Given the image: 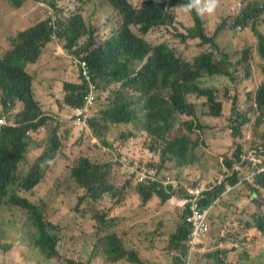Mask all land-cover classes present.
I'll return each mask as SVG.
<instances>
[{"label": "trees", "instance_id": "1", "mask_svg": "<svg viewBox=\"0 0 264 264\" xmlns=\"http://www.w3.org/2000/svg\"><path fill=\"white\" fill-rule=\"evenodd\" d=\"M6 1L15 9H20L25 3V0ZM92 1L74 0V7L70 9L72 11L68 15H63L65 9H58L60 15L56 17L50 10L47 19L26 29L17 30L9 37V44L2 50L0 58V117L11 114L15 119V124L0 128V200L9 197V204L17 208L21 216L27 217L35 230L34 244L41 251L40 255L50 261L60 260L57 250L59 236L55 227L46 221L42 206L13 191L14 187L23 190L24 193L33 190L43 179L47 166L52 164L44 162L47 160L53 162L61 150L59 129L54 127L50 131L48 146L44 150L41 147L37 149L41 155L37 157L29 172L23 177L18 176V166L25 159L26 151L33 142L27 131L36 133L50 121V115L42 111V104L35 99L32 85L36 78L26 69V64L37 63L42 50L52 41L55 43L63 41V49L77 59L79 70L83 62L88 65L92 84L98 90L83 130L86 129L88 133L90 129L97 139L118 126H129L124 134L125 139L136 137L134 132L141 131L137 137L146 134L151 142L149 152L159 157L158 174L165 167V170H168V163H172L171 157L177 155L178 168L189 166L193 168L194 165L200 168V164L210 162L204 150L210 137L206 138L203 146V137L193 136V132L200 131L202 126L209 128L214 124L211 120L223 118L224 100L220 97L217 86L203 87L200 80L203 77L212 81L231 77L229 54L225 51L219 55L222 49L221 39L216 38L220 29H215L211 35L207 34L205 29L206 22L212 14L198 16L195 11L190 15L180 13L179 6L187 4L188 0H139L138 4L132 0H106L109 5H103L104 0H97L99 7L105 6L103 11L107 16L110 8L119 12L121 16V23L110 30L103 42L97 41L96 28L85 23L83 19L84 6ZM56 2L51 0L49 7L56 10ZM245 8V12H228L229 19L235 20V27L244 26L251 19L258 24L260 17L262 20L260 24L264 23V3L252 5L247 0ZM52 21L54 26L49 24ZM133 27L138 28L140 35L133 31ZM153 29H158L161 35L174 33V40L160 41L158 45L152 46L148 40L150 36L146 35ZM250 30L256 44L244 49L238 61L240 66L249 65L256 53L264 63V28L259 29V25H253L250 26ZM191 47H195L196 51L193 55H188L190 52L188 49ZM253 50H256V53H253ZM262 72L264 75V65ZM50 79L51 77H47V80ZM51 88V84L48 85V89L42 87L41 96L47 95L52 98L49 91ZM89 89L82 76L79 84L62 82V93L57 99L60 111L64 106L70 110L83 107ZM106 93L107 102L101 96ZM19 104L23 106L22 111L13 115L12 112ZM239 104L238 96H235L227 117L230 134L235 138L241 137V121H246L239 110L241 106ZM254 105L264 117V82L255 91ZM199 110L208 117L205 118V124L198 117ZM183 116L191 118L192 121H184ZM262 141L264 143V138ZM245 148V141L242 139L233 157L225 160L227 167L223 170L224 181L220 182L221 184L202 189V198L199 202L201 208H209V213H214L211 208L217 200L224 201L225 197H220L225 192L244 184L250 189L254 199L258 194L264 198V149L261 151L251 146L256 152L253 154L254 161L251 162L247 157L252 154L247 153ZM114 156L123 161L127 158L122 154L111 153L112 159ZM113 164L120 169L119 163ZM138 165L149 169L156 168L154 165L142 163ZM235 165H239L238 169ZM69 171L71 178L77 181V185L83 190L84 199L98 201L104 196L116 198L114 186L110 182V165L95 163L87 157H81ZM165 187L158 181H148L136 185V193L142 204L158 198L162 205L168 203L174 196V193H168ZM254 204L252 202L250 210L256 208ZM114 208L115 206L110 207L109 216L116 214ZM258 210V214L253 217V228L260 239L264 240V204L259 205ZM107 212L95 216L101 228L103 226L111 228L117 223L114 218L105 223ZM182 213L183 223L170 235L169 246L185 256L187 249L184 242L189 231L185 212ZM211 218L212 215L209 214L208 220ZM164 226L166 227L165 224ZM164 229L160 228L159 233ZM102 245L113 261L125 259L132 264H143L138 245H131L132 250L123 249L116 233L106 236ZM262 254L264 257V251ZM66 264L80 263L68 260Z\"/></svg>", "mask_w": 264, "mask_h": 264}, {"label": "rangeland", "instance_id": "2", "mask_svg": "<svg viewBox=\"0 0 264 264\" xmlns=\"http://www.w3.org/2000/svg\"><path fill=\"white\" fill-rule=\"evenodd\" d=\"M51 0H25L20 9L13 8L6 0H0V58L2 50L9 44V37L17 30L26 29L35 23L47 19L50 10L58 17V9H65L64 16L68 15L74 0H56V10L49 7ZM106 2V0H104ZM102 1L103 5L107 4ZM131 1V0H130ZM135 4L139 0H132ZM238 9L232 0H219L218 7L212 17L206 22L205 29L211 35L215 29H220L217 38L221 39L220 53L229 54L231 58V77L217 78L212 81L203 77L200 82L203 87L215 85L218 87L220 97L224 100V114L221 119H214V124L209 128L201 127L193 136L201 135L205 146V140L210 137L207 146L204 147L210 162L178 168L179 156L171 157L167 168L161 169L158 174L159 157L149 152L151 142L146 134L137 137L141 131H135L136 137H127L124 134L129 127L118 126L111 128L107 133L97 139L91 130L75 126L71 119L75 118V109L62 107L56 103L62 93L63 83H81V72L76 64L77 59L63 49L64 42H51L43 50L39 60L35 64H26V69L35 75L36 82L32 85L36 101L49 100L45 113L50 115V121L46 127L36 133H30L33 142L28 147L25 159L18 166V176L26 175L32 164L41 155L40 150L48 146L50 131L58 127L61 150L50 166H47L41 183L30 192L14 187L18 195L26 196L31 202L43 207L46 221L55 227L58 237L57 250L60 260L50 261L44 259L41 251L33 242L34 228L27 217L20 215L19 210L9 204V197L0 200V264H66L68 260L78 261L80 264H132L125 259L113 261L107 255L102 242L106 236L116 233L120 239L122 248L132 250L131 245H138L143 264H263L264 240H261L256 229L253 228L254 216L258 214V206L264 204V198L260 194L254 199L250 189L244 185L236 187L223 196L224 201H216L211 208L214 213H209L212 218L209 221L210 229L205 243L203 254H195L191 261L187 255L172 250L169 246V237L183 223L184 214L179 203L183 197H188L187 189H208L214 187L223 179V170L227 167L225 160H230L242 139L246 146H256L264 138V117L254 105V94L258 86L264 82L262 68L264 63L256 56L247 66L238 64L244 49L255 46L256 39L250 30L252 24L262 27L261 17L258 24L252 19L246 22L245 27H235V20L229 19L228 12H245L242 0ZM253 4H263L264 0H251ZM82 11L85 23L96 28L95 37L98 42H103L112 28L121 23L119 12L110 8L109 14L103 11L104 7L97 5L93 0L84 6ZM109 7V6H108ZM225 13L227 16H225ZM133 31L140 35L138 28ZM101 32V34H100ZM169 32V31H168ZM172 33V32H170ZM152 46L160 41L174 40V33L161 35L158 29L152 30L148 35ZM159 38V39H158ZM188 55H193L195 47H191ZM187 50V51H188ZM47 77H51L47 80ZM52 98L42 97L41 88L48 89ZM48 91V90H47ZM227 91V93H226ZM97 96V94H95ZM107 102L108 95H101ZM238 96L239 110L242 111L246 121H241V137H233L229 130L227 119L231 102ZM1 97V93H0ZM227 97V98H226ZM57 100V101H56ZM56 101V102H55ZM196 102V98H194ZM202 102V100H200ZM239 104V105H240ZM239 107V106H238ZM20 104L14 109L13 115L22 111ZM50 110H53L51 112ZM1 112V111H0ZM198 117L203 124L205 117L199 110ZM6 119H14L11 114ZM184 121H192L183 116ZM189 119V120H185ZM210 123L209 120H207ZM194 127V126H193ZM37 150V151H36ZM107 150V152H105ZM111 153L126 156L125 164L128 167L140 166L138 163L149 166L154 165V176L159 182L169 181L172 185L170 193L173 198L166 204H160L158 198H153L147 204H142L136 193V183L129 180L120 172L117 165L111 162ZM81 157H87L92 162L108 164L111 166L110 182L114 186L115 199L104 196L98 201L89 198L84 199V192L70 176V168ZM124 159V158H123ZM135 164H131L129 162ZM149 169L146 166H141ZM158 174V176H157ZM160 176V177H159ZM170 176V177H166ZM220 183V184H221ZM196 186V187H195ZM235 198V199H234ZM234 199V201H233ZM254 202L256 208L250 207ZM224 203V204H223ZM115 206L114 216H109L110 207ZM107 212L105 223L111 218L117 223L111 228L102 227L95 220L97 214ZM211 212V211H210ZM248 217V219L246 218ZM166 225V227L164 226ZM160 228H165L159 233ZM239 232L241 235L236 234ZM164 236V237H163ZM163 237V238H162Z\"/></svg>", "mask_w": 264, "mask_h": 264}, {"label": "built area", "instance_id": "3", "mask_svg": "<svg viewBox=\"0 0 264 264\" xmlns=\"http://www.w3.org/2000/svg\"><path fill=\"white\" fill-rule=\"evenodd\" d=\"M50 25L54 26V22H50ZM81 75L88 82L91 83L90 71L88 65L83 62L80 66ZM93 87V86H91ZM95 103V94H89L86 97V101L83 107H76L75 109V118L73 124L75 126H79L84 128L86 125V117L88 115L89 110ZM2 121H0V124ZM262 151V149H260ZM256 153V152H255ZM252 156H248V160L254 161V153H251ZM114 162L120 164V168L122 169V173L127 177H134V182L138 183H148V181L154 182L157 181L155 178L154 169H145L144 167H128L125 164V161L118 160L117 157H114ZM238 169V167H236ZM263 170V169H261ZM159 182V181H158ZM164 186H166L169 181L160 182ZM188 197H183L179 201L182 205L183 211L185 212V221L188 226V235L187 240L184 242L187 249V257L188 261H191L192 257L195 254L204 253L205 243L207 240V235L210 229L209 226V208H201L199 205L200 199L202 198V189H187Z\"/></svg>", "mask_w": 264, "mask_h": 264}, {"label": "clouds", "instance_id": "4", "mask_svg": "<svg viewBox=\"0 0 264 264\" xmlns=\"http://www.w3.org/2000/svg\"><path fill=\"white\" fill-rule=\"evenodd\" d=\"M244 5L246 6V2L247 0H242ZM232 3H235L236 4V7L239 9L241 7V2L240 1H236L235 0H232ZM218 4H219V0H188V3L187 4H183V5H180L179 8H178V11L182 14H185V15H190L193 11H195V13L198 15V16H204V15H211V14H214L217 7H218ZM232 11V10H231ZM238 12H242V11H238ZM254 24H252L251 26H253ZM246 25L244 26H241V27H245ZM237 29H239V26L237 27ZM90 71V69H89ZM90 77H91V83H88L82 76V79L85 80L89 86V90L87 92V95L89 94H96V92L98 91L97 88L92 84V76L90 74ZM93 86V87H91ZM86 95V97H87ZM96 98V96H95ZM57 101V100H56ZM55 101V102H56ZM39 102L42 104V111L44 112L46 110V100H39ZM57 103V102H56ZM51 112H53V110H50ZM48 114V113H46ZM49 115V114H48ZM0 121H2V123L0 124V128L3 127L4 125H13L15 124V119H12V120H8L6 119L5 116H1L0 117ZM74 119L72 120L71 123H73ZM74 125V124H73ZM30 131L28 130L27 131V134L30 135ZM255 147L256 149L260 150V149H264V143L262 141V143L260 142L258 145L256 146H253ZM245 151L247 153H254L255 154V150L254 149H251V146H246L245 148ZM114 157H117V156H114ZM114 157L113 159H111V161L113 163H117V162H114ZM118 159V158H117ZM119 160V159H118ZM123 161V160H122ZM126 161V160H125ZM44 163L46 164H50L52 163L51 160H47L45 161ZM33 165V164H32ZM235 166H239V165H235ZM120 172L122 173V169L120 168ZM123 174V173H122ZM124 175V174H123ZM126 176V175H125ZM128 178H130L133 182H134V177H130L128 176ZM42 181V180H41ZM41 183V182H40ZM39 183V184H40ZM38 184V185H39ZM140 184V183H138ZM136 184V185H138ZM37 185V186H38ZM36 188V187H35ZM210 226V224H209ZM185 245V244H184ZM203 254V253H202ZM187 255V254H186Z\"/></svg>", "mask_w": 264, "mask_h": 264}, {"label": "water", "instance_id": "5", "mask_svg": "<svg viewBox=\"0 0 264 264\" xmlns=\"http://www.w3.org/2000/svg\"><path fill=\"white\" fill-rule=\"evenodd\" d=\"M166 191L168 192V193H170V190H172V185H170L169 183L166 185Z\"/></svg>", "mask_w": 264, "mask_h": 264}, {"label": "crops", "instance_id": "6", "mask_svg": "<svg viewBox=\"0 0 264 264\" xmlns=\"http://www.w3.org/2000/svg\"><path fill=\"white\" fill-rule=\"evenodd\" d=\"M252 5H253V3H252V1L251 0H248ZM256 5H258V4H256ZM260 6H262V5H260ZM262 27L264 28V23L262 24ZM51 102L49 101V100H46V104H50Z\"/></svg>", "mask_w": 264, "mask_h": 264}]
</instances>
